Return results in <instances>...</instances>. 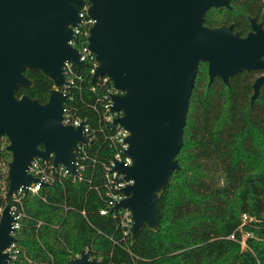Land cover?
<instances>
[{"label":"water","instance_id":"water-1","mask_svg":"<svg viewBox=\"0 0 264 264\" xmlns=\"http://www.w3.org/2000/svg\"><path fill=\"white\" fill-rule=\"evenodd\" d=\"M221 6L229 7V0H0V137H6L11 154L6 194L20 186L27 193L25 187L37 180L27 171L36 157L46 161L52 155L53 166L62 164L75 175L77 144L91 142L84 120L61 122L67 100L63 65L84 68L69 41L85 8L94 19L87 36L95 60L91 83L102 75L111 80L116 92L109 109L121 112L111 123L128 132L124 154L131 163L115 160L113 170L132 183L111 210L130 211L131 243L143 225L156 231L157 201L179 168L176 156L199 62H206L209 82L220 77L228 83L237 72L262 69L251 101L264 84V29L253 18L245 36L232 25H204L205 13ZM25 70L51 80L46 101L17 95L19 86L34 83ZM10 207L6 203L0 214V264H7V248L16 241ZM69 264H98V259L83 250Z\"/></svg>","mask_w":264,"mask_h":264},{"label":"trees","instance_id":"trees-1","mask_svg":"<svg viewBox=\"0 0 264 264\" xmlns=\"http://www.w3.org/2000/svg\"><path fill=\"white\" fill-rule=\"evenodd\" d=\"M256 10L255 5L233 4L208 11L204 22L231 19L241 28ZM91 67L90 61L83 69L75 67L78 77L65 90L64 107L71 117L86 120L92 137L77 151L83 155L81 179L67 175L23 196L14 264H69L83 250L99 264H264V85L251 101L256 71H241L229 84L219 78L208 84L206 63L198 64L176 156L179 168L157 201L159 227L153 231L143 225L131 243L118 213L99 212L107 200L104 166L114 152L106 135L114 127L103 118L111 83L99 77L91 83ZM25 74L34 83L19 86L17 95L46 101L51 80L38 70ZM7 143L0 137L5 184L0 207L12 201L6 194ZM204 160L220 162L221 183L208 181ZM243 213L252 219L241 225ZM245 232L249 236L242 248Z\"/></svg>","mask_w":264,"mask_h":264},{"label":"built area","instance_id":"built-area-1","mask_svg":"<svg viewBox=\"0 0 264 264\" xmlns=\"http://www.w3.org/2000/svg\"><path fill=\"white\" fill-rule=\"evenodd\" d=\"M86 7V6H85ZM80 21L78 23V26L74 28V33L72 39L69 41L70 45L77 49L79 53V60L82 61L84 64L85 62L90 61L92 63V67L90 68V73H93V69L95 66V60L93 54L90 52V50L87 47V36L89 34V27L94 22V19L90 18L85 11V8H83L79 13ZM75 65L72 62H65L63 65V72L65 75L66 83L64 84L63 91L65 93L66 87L69 84H73L74 80L77 76L75 70ZM103 82H106L107 80H111L105 76H99ZM116 92L111 86L106 94L107 101L104 104L105 114L103 116L104 120L110 122L112 125V120L121 115V112H111L109 107L111 105L110 100V94ZM81 120L85 121V124L83 126V132L84 134L91 140V135L89 132V127L85 119L76 117L73 118L68 113L67 109L64 108L63 118L61 122L63 124H72V125H78ZM114 129L111 133L106 135V138L110 141L111 145L114 148V152L111 155L110 160L105 164L104 170V181L103 186L106 190L107 194V200H106V207L100 209L101 214H106L108 212L110 213H118V215L121 218L122 225L126 226L125 232L130 234L129 232V226L131 225L132 219L130 211L126 208H121L119 210H111L112 206L119 201L121 198L124 197V194L122 192V188L128 184L132 183V180H124L122 177V174L118 173L117 171L113 170V167L115 165V160L122 162L124 165H128L131 163V159L124 154V149L126 148L127 144L125 143V137L127 135V131L118 125H112ZM89 143H79L76 147V159L74 160L75 169L77 173L71 174L68 172V170L62 165L57 164L56 166H53L52 162V155L48 157L46 161L41 160L40 158L36 157L33 158V160L30 162L27 171L37 180L30 182L26 187L27 193L23 190V187L20 186L16 192L12 193V201L10 202V213L13 216V222H12V234L15 235V231L20 226V219L24 215L23 212V206H22V198L23 196L31 193L36 194L44 184L52 183L56 180H60L61 178L66 177L67 175H70L73 179H81V171L83 169V164L81 163V159L83 157L79 156L77 151L78 148L82 149L83 145H86ZM3 207H0V214ZM84 213V211H82ZM252 217H249L247 214L243 213L241 217V225L244 224L246 221H250ZM240 225V228H241ZM244 234V233H243ZM246 235H249L248 232H245ZM228 238L234 239V235L230 234ZM241 245H244V239L241 238L240 240ZM7 251L9 252V259L7 260V264H14V260L17 256L18 249L15 246V242L11 243L10 246L7 248ZM80 254H76L74 257H78ZM73 257V258H74ZM91 258V256H88ZM98 259V258H97ZM99 264V259H98Z\"/></svg>","mask_w":264,"mask_h":264},{"label":"flooded vegetation","instance_id":"flooded-vegetation-1","mask_svg":"<svg viewBox=\"0 0 264 264\" xmlns=\"http://www.w3.org/2000/svg\"><path fill=\"white\" fill-rule=\"evenodd\" d=\"M235 5V4H237V5H255L256 7H257V10L255 11V14H252V15H248L247 16V18H246V21H247V23L245 24V26H243V27H241V28H238V27H236L235 25H234V21L233 20H231V19H229V20H227V21H225V22H222V23H217V24H213V25H208V24H206L205 22H204V19H205V17H206V15H207V12L208 11H213V10H215V9H220L221 7H227V6H221V7H219V8H210L206 13H205V15H204V19H203V24L204 25H206V26H208V27H215V26H220V25H232V28H233V31L234 32H238L241 36H245L249 31H251V18H253V19H255V22L256 23H259L260 25H261V27L264 29V0H229V7L228 8H232V5L233 4ZM262 58L264 59V55L262 56ZM200 62H204V61H200ZM199 62V63H200ZM206 63V62H205ZM206 68H207V64H206ZM250 70H254V71H256V75H255V77L253 78V81H252V85H253V82H254V80H255V78L257 77V76H259L260 74H262L263 73V70L262 69H250ZM250 70H242V71H250ZM241 72V71H240ZM237 73H239V72H237ZM237 73H235V74H237ZM197 74V73H196ZM234 74V75H235ZM233 75V76H234ZM232 76V77H233ZM232 77H230V78H232ZM207 78H208V75H207ZM215 78H219L221 81H222V79L220 78V77H214L213 78V80L215 79ZM229 78V79H230ZM212 80V81H213ZM211 81V82H212ZM211 82H209V79H208V84H210ZM223 82V81H222ZM224 83V82H223ZM225 84H229V80H228V83H225ZM262 85H264V84H262ZM261 85V86H262ZM261 86L259 87V90H260V88H261ZM258 93H259V91H258ZM253 94V93H252ZM258 95V94H257ZM256 98V97H255ZM254 98V99H255ZM253 99V100H254ZM250 100H251V98H250ZM252 100V101H253Z\"/></svg>","mask_w":264,"mask_h":264},{"label":"rangeland","instance_id":"rangeland-1","mask_svg":"<svg viewBox=\"0 0 264 264\" xmlns=\"http://www.w3.org/2000/svg\"><path fill=\"white\" fill-rule=\"evenodd\" d=\"M204 165L206 167V170H207V173H208V181H210V183H221L222 182V172L221 170L219 169L220 167V162L216 163L214 162L213 160H207L205 161L204 160ZM7 167L5 168V171H6ZM4 179L1 177V180H0V187L3 188L4 187ZM250 232V231H249ZM250 235H251V232H250ZM249 235H246L245 233L242 234V238L244 239V245L242 246L241 243V247H245L246 246V238L248 237Z\"/></svg>","mask_w":264,"mask_h":264}]
</instances>
